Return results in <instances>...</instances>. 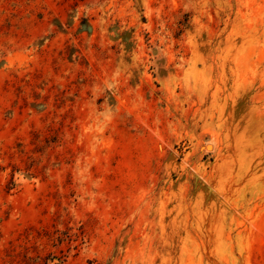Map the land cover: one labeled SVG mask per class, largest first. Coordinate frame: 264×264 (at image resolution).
Instances as JSON below:
<instances>
[{"label": "rangeland", "instance_id": "rangeland-1", "mask_svg": "<svg viewBox=\"0 0 264 264\" xmlns=\"http://www.w3.org/2000/svg\"><path fill=\"white\" fill-rule=\"evenodd\" d=\"M0 264H264V0H0Z\"/></svg>", "mask_w": 264, "mask_h": 264}]
</instances>
